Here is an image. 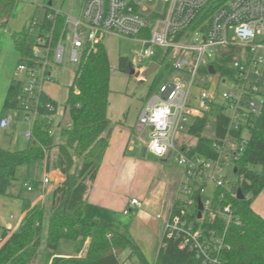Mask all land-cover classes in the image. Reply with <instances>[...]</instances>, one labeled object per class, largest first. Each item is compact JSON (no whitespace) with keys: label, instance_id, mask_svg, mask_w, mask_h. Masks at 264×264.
Masks as SVG:
<instances>
[{"label":"built area","instance_id":"1","mask_svg":"<svg viewBox=\"0 0 264 264\" xmlns=\"http://www.w3.org/2000/svg\"><path fill=\"white\" fill-rule=\"evenodd\" d=\"M59 14L64 15L55 10L47 17L55 22ZM64 17L56 45L52 47V34L39 35L32 47L31 61L17 65L15 76L22 82L19 110L30 125L25 138L33 139L39 95L46 92L48 84L59 81L58 67L70 62L78 65L88 46L95 47L108 34L141 40L143 48L136 52L130 66V71L134 70L131 75L140 81L147 78L143 76L148 67L144 60L155 55V46L165 48L164 58L171 55L174 59L172 71L141 109L135 130L149 128L148 149L159 157L172 155L183 168L177 198L182 199L184 209L181 215L171 214L167 219V235L178 240L181 248L195 252L204 264H219L217 254L228 244L225 234H220L214 225L219 221L227 226L241 224V218L232 204L221 207L215 205L214 199L202 200L200 209L196 196L202 197L207 179L220 188L232 187L227 185L229 180L222 171L228 162L236 163L249 138L245 133L249 134L261 114L264 0H84L79 16ZM64 40L69 43L67 57ZM232 48L234 53L229 51ZM211 65L215 73L210 71ZM116 68L112 67V71ZM227 83L229 86L223 89ZM194 88H198L196 94L192 93ZM216 106L228 117V131L215 143L218 154L207 157L182 149L181 145L195 143L186 133L189 125ZM64 115L60 106L52 117L61 119ZM13 121L14 115H6L0 119V126L6 128ZM205 129L212 132V123L208 122ZM153 144L163 150L157 153ZM42 182L44 186L51 183L49 172L45 171ZM25 186L33 189L29 182ZM136 205L140 202L133 198L125 213ZM7 229L12 226L9 224ZM3 241L4 236L0 235V242Z\"/></svg>","mask_w":264,"mask_h":264},{"label":"trees","instance_id":"2","mask_svg":"<svg viewBox=\"0 0 264 264\" xmlns=\"http://www.w3.org/2000/svg\"><path fill=\"white\" fill-rule=\"evenodd\" d=\"M17 0H0V27H7ZM55 10L47 6L43 18L37 22L40 36L52 34V47L58 42L64 26V15H57L55 22L47 16ZM62 27V28H61ZM19 63L30 62L33 45L28 34H13ZM235 52V48L229 50ZM166 61V57L162 62ZM161 64V63H160ZM131 62L120 57L118 68L130 72ZM166 67L172 71V64ZM112 65L104 42L95 47L88 46L80 63L74 70L72 83L68 86L66 101L61 105L68 115L67 124H59L62 141L56 143L51 135L60 103L46 92L39 95V116L33 125V139L25 149L0 147V194L7 195L9 188L19 180L23 167L36 164L58 169L65 175L64 181L47 194L44 203L32 204L22 197L24 216L19 230L12 233L0 248V264H36L40 257L42 234H46L49 254L44 258L48 264L50 256L66 240L74 244V253L65 259L78 264H123L120 254L127 248L137 253L143 264H147L126 227L107 220L85 218L86 194L97 173L109 144L113 123L108 117L111 93ZM163 72L157 79L163 78ZM22 82L14 78L8 86L4 108L19 109ZM212 123V132L205 126ZM228 131V117L220 106L197 118L186 133L195 139L193 145H181L189 153H200L207 157L218 154L215 143ZM236 136L240 131L235 133ZM79 161V164H77ZM237 179L232 187H217L215 205L232 204L241 218V224L226 225L216 222L217 231L225 234L228 247L222 248L217 257L219 264H264V217L252 204L264 191V105L261 114L249 129V138L242 153L236 159ZM34 177L38 178V174ZM25 181H30L29 179ZM30 184L33 183L30 181ZM243 195L240 198L238 190ZM199 200V196H196ZM184 203L176 198L172 216L181 215ZM6 239V240H5ZM85 255H81L87 245ZM154 264H204L195 252L181 248L179 241L165 232Z\"/></svg>","mask_w":264,"mask_h":264},{"label":"crops","instance_id":"3","mask_svg":"<svg viewBox=\"0 0 264 264\" xmlns=\"http://www.w3.org/2000/svg\"><path fill=\"white\" fill-rule=\"evenodd\" d=\"M37 2L38 0H17L7 27H0V119L7 115L4 100L9 84L16 78L15 72L20 57L15 47L13 34H28V40L32 43L30 36L35 31V27H39L37 22H34ZM83 2L84 0H56L51 1L45 8L49 6L54 10L62 11L64 16L77 17L80 15ZM40 21L38 20V22ZM60 81L59 72L57 83ZM51 84V86L50 84L46 86V92L59 102L56 96L60 86ZM66 98L67 96L62 101L63 103ZM110 100L111 94L108 117L113 123V128L97 177L90 183L86 194L85 218H99L126 227L147 264H154L166 232V221L171 216L175 200L179 196L183 168L172 155L159 157L148 149L149 128L142 132L135 130L138 111L133 115L126 116L123 108L124 102H121L112 112ZM60 121L63 123V120L60 119ZM61 123L59 122V124ZM11 125L12 123L8 127ZM0 128L2 127L0 126ZM22 169L23 182L19 179L9 188L7 195L0 194V235L5 236L6 239L20 228L24 216L21 198H30L33 205L44 203L43 195L50 193L56 185L65 179L64 174L58 169L52 168L49 171L51 183L48 186H44L43 182L40 187L31 184L33 186L31 191L34 189L36 191L24 195L22 190L26 187L25 182L30 183V181H25L29 173L32 172L34 177L36 173H45L46 167L36 164ZM41 196L42 202L39 201ZM133 198H137L140 205L132 207L128 213H125ZM252 206L264 217V209L258 202L256 204V199ZM16 207H19L21 211L19 214L13 211ZM9 224L12 226L11 230L7 229ZM4 242H0V248ZM87 246L88 243L81 255L86 254ZM52 255L48 264L52 260ZM68 257L66 256V258ZM120 259L123 264L129 260L135 261V264H143L139 255L134 253L131 248L125 249L120 254Z\"/></svg>","mask_w":264,"mask_h":264},{"label":"rangeland","instance_id":"4","mask_svg":"<svg viewBox=\"0 0 264 264\" xmlns=\"http://www.w3.org/2000/svg\"><path fill=\"white\" fill-rule=\"evenodd\" d=\"M51 1L56 0H38L37 4V13L35 16L34 22H38L43 18L45 12V6L48 5ZM62 28V27H61ZM62 30V29H61ZM39 36V27H35V31L31 34L30 40L32 44L38 40ZM109 54V59L111 62L112 67H117L115 71H112L111 75V103H112V112L114 109H117L118 104L124 102L123 108L125 109L126 116L128 114L133 115L134 113H140V105L141 109L146 105L149 98L157 92V88L162 81L166 77L170 76V71L166 67L167 63H171L174 61L173 57L167 56L166 61H163L164 54L166 49L161 46H155V55L152 58H148L144 60L143 64L150 66L153 62L161 63L159 70L150 76H147L146 80L140 81L136 80L130 72L121 71L119 66V59L120 57H126L130 62L133 61L136 52L143 48V42L137 38L128 37V36H118L115 34H108L105 36L103 40ZM62 44L66 47V57L69 53V43L67 40L62 41ZM77 65L75 63H65L58 67L60 72L61 81L59 83L60 89L58 88L57 92V99L60 102V106L62 105V101L65 99L68 93V84H70L73 80V71L76 69ZM163 72L164 76L161 80L157 79V74ZM63 82V84H62ZM53 84V85H54ZM52 84H50L51 86ZM229 84L222 85V88L228 87ZM57 90V89H56ZM198 92V88H194L192 91L193 94ZM116 108H115V107ZM116 111V110H115ZM7 115L12 114L14 115V121L12 125L6 129L0 128V147L4 149H25L28 144L29 140H27L24 136L25 132L30 129V125L24 120V116L21 110L19 109H7ZM116 113V112H115ZM139 115V114H138ZM63 120V124H67L68 122V115L67 113L61 118ZM60 122V118H55L54 122L51 127V135L56 143L62 141L60 130L58 128V124ZM182 133L178 135L181 136ZM249 134L246 132L245 136L247 137ZM184 140L187 138L186 135L183 136ZM194 142L195 140H191ZM79 164V161H77ZM235 166L236 163L228 162V164L224 167L222 173L227 176V180L229 183L227 185H233L237 179L235 173ZM34 171V170H33ZM37 174V173H36ZM35 175V174H34ZM43 172L38 173V178L33 177V173L30 172L27 179H29L35 186L40 187L43 181ZM19 179L23 182V169L19 171ZM217 186L213 180L207 179L205 181L204 189L202 191V200L203 201H211L214 199V194ZM24 195L32 194L36 190L33 191L28 190L26 187L22 190ZM26 193V194H25ZM39 201L42 202V196L39 198ZM257 202L260 204V207L264 209V192H262L256 198ZM46 203V202H45ZM16 214H19L20 209L19 207L13 209ZM46 231L42 234V244L40 247V257L36 264H43V260L46 255L49 254V250L46 246ZM74 253V244L70 241H62L57 251L52 255V260L49 264H78L72 261H65L66 256H70ZM126 264H135V261H127ZM138 264V263H136Z\"/></svg>","mask_w":264,"mask_h":264},{"label":"water","instance_id":"5","mask_svg":"<svg viewBox=\"0 0 264 264\" xmlns=\"http://www.w3.org/2000/svg\"><path fill=\"white\" fill-rule=\"evenodd\" d=\"M159 67H160V64L158 62H153L150 66H148L145 69V71L143 72V76L147 77V76L154 74L159 69ZM210 71L212 73H215L216 70H215L213 65L210 66ZM133 73H134V70L132 69L130 71V74H133ZM136 75H138V74H136ZM235 171H236V168H235ZM238 194L240 195V198L243 197L240 189L238 190ZM202 207H203V202H202L201 197H199V208L202 209Z\"/></svg>","mask_w":264,"mask_h":264},{"label":"clouds","instance_id":"6","mask_svg":"<svg viewBox=\"0 0 264 264\" xmlns=\"http://www.w3.org/2000/svg\"><path fill=\"white\" fill-rule=\"evenodd\" d=\"M153 148L155 149V151H156L157 153H159V152H161V151L163 150L162 148L158 147V146L155 145V144H153Z\"/></svg>","mask_w":264,"mask_h":264}]
</instances>
